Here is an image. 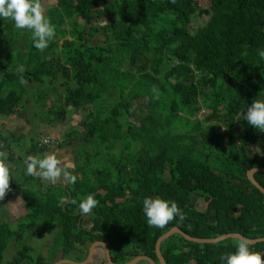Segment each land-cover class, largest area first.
<instances>
[{
    "label": "trees",
    "instance_id": "trees-1",
    "mask_svg": "<svg viewBox=\"0 0 264 264\" xmlns=\"http://www.w3.org/2000/svg\"><path fill=\"white\" fill-rule=\"evenodd\" d=\"M45 16L55 37L43 50L30 31L0 17V117L29 104L45 109L47 124L83 111L82 131L63 136L79 140L76 163L62 168L76 182H13L26 220L18 234L0 224V264L27 230L55 232L48 261L25 256L22 246L8 264H54L74 252L83 261L96 241L107 242L114 264L137 256L160 264L156 241L174 227L198 239L264 238V195L246 177L264 167V131L243 120L246 106L264 99V0H56ZM199 103L209 110L203 120ZM15 139L6 149L0 137V163H13ZM49 152L31 140L17 158L29 166ZM254 179L264 188V173ZM88 194L98 204L85 214L79 204ZM149 196L175 201L184 218L150 225ZM11 197L6 191L0 208ZM237 241L200 244L175 233L159 249L165 264H223ZM251 247L264 253V242Z\"/></svg>",
    "mask_w": 264,
    "mask_h": 264
},
{
    "label": "rangeland",
    "instance_id": "rangeland-1",
    "mask_svg": "<svg viewBox=\"0 0 264 264\" xmlns=\"http://www.w3.org/2000/svg\"><path fill=\"white\" fill-rule=\"evenodd\" d=\"M40 2L44 9V14L46 15L48 8L54 5L56 3V0H40ZM196 2L199 5L205 6L206 4L209 3V0H196ZM200 22L203 23L204 21H200ZM94 42L95 41H92V43ZM198 106L201 108V112L198 114L197 118L203 120L204 118L207 117V115H209V110L206 109L203 103H199ZM35 108L36 109H34L32 104H29L24 113L18 111L12 116L0 117V137H2L4 140V147L8 149L12 138L17 139L20 136L21 139L20 141H18V144L16 146H11L12 151H16V150L18 151L17 154H15L14 160H12L13 163L9 161H6L4 163L11 177V179L9 180L8 190L11 196L13 197H11V200H9L8 203L5 205L6 207L0 208V224L1 223L8 224L10 230L15 232V234H18V230L15 231V229L22 222L24 223V221L26 220V216H24L26 212L24 208V202L16 198V196H14L12 191H10L12 184L13 182L22 183V181H24L25 179L23 176H27V177L32 176L33 179L31 181L32 183L31 185L32 187L38 188L39 187L38 178L39 177L43 178V176L37 174L39 172L38 166H37V173L29 174L27 171L28 169L27 163H25L23 159L21 160L18 159L17 156L22 158V155L24 154L23 150L25 147L29 145L31 140L37 142V140L40 138L48 137L52 139L54 142H56L57 146L54 148H50L52 152L43 155V158H45L46 156L54 155L57 158V160L60 162L59 166L61 168L65 166L73 167L74 164L76 163L77 146L79 144V140L75 135H73L69 139H65L63 136L73 130H76L78 132L82 131L81 121L84 117L83 111H74L70 109L67 112V117L65 122L47 124L46 122L44 123L41 122V120L46 119L45 109L41 113L39 107L35 106ZM35 111L37 112L36 116L38 117H35L34 115ZM6 156H7L6 151L1 154V157H3L2 159H4ZM38 159L39 157H37L35 160ZM64 181H65V176H63L62 174L59 178L55 180L44 177L41 183L43 187H46V186H54L56 184H63ZM28 187L29 186H26L25 188ZM194 201L196 204L195 208L197 210L200 211L204 210L205 203L201 198L194 197ZM83 223L85 226H89L88 220L86 218H84ZM33 232L27 230L25 233H23L22 237H20L19 240H17L16 238H12L10 240L7 249L3 252L2 264H8V261H10V259L16 254V252L19 249H21L22 246L23 247L28 246L26 248L27 250H23L22 252L25 256L27 254L29 257L33 259H35V257L37 256H43L45 260L48 261L50 256L49 250L52 246V242L55 237V232L53 230L49 232L48 231L39 232V235L37 236H33ZM30 248L32 249V251L29 250ZM99 252L102 256L103 255L102 251L99 250ZM68 257H70V255H68Z\"/></svg>",
    "mask_w": 264,
    "mask_h": 264
},
{
    "label": "clouds",
    "instance_id": "clouds-1",
    "mask_svg": "<svg viewBox=\"0 0 264 264\" xmlns=\"http://www.w3.org/2000/svg\"><path fill=\"white\" fill-rule=\"evenodd\" d=\"M0 17L10 18L17 29L28 30L32 33L34 47L40 50L48 46L50 40L55 37V26L45 16L40 0H0ZM259 55L264 58V50H259ZM246 114L243 111L244 121L256 130L264 131V99L255 98L246 106ZM60 162L53 156H46L40 160H33L28 166V173L37 174L55 180L62 174L76 182V176L70 175L62 169ZM9 188V173L7 167L0 163V199ZM98 204L94 194H88L80 204L82 213H89ZM143 212L148 223L152 226L164 227L170 221L179 217L184 218V213L173 200L161 197H145L143 199ZM223 264H264V253L251 247V242L241 238L235 245V251L227 252L221 256Z\"/></svg>",
    "mask_w": 264,
    "mask_h": 264
},
{
    "label": "water",
    "instance_id": "water-1",
    "mask_svg": "<svg viewBox=\"0 0 264 264\" xmlns=\"http://www.w3.org/2000/svg\"><path fill=\"white\" fill-rule=\"evenodd\" d=\"M257 172H262L264 173V167L263 168H253L251 170H249L247 173H246V177L247 179L249 180V182L259 191L261 192L263 195H264V188L258 184L255 179H254V174L257 173ZM179 234L181 235L184 239H186L187 241L189 242H193V243H208V244H214V243H217V242H220L222 240H225V239H228V238H231V239H241V238H246L240 234H235V233H231V234H226V235H222L220 237H217V238H214V239H198V238H193V237H190L188 236L187 234L183 233L181 230H179L178 228L174 227V228H171L170 230H168L165 234H163L162 236H160L157 241H156V244H155V253L160 261V264H165L164 261H163V258L160 254V244L163 240L169 238L171 235L173 234ZM248 239V238H246ZM250 242H251V245L253 244H256L258 242H264V238H259V239H248ZM97 246H101L104 250V253H105V258H106V261H107V264H114L112 261H111V258H110V253H109V249H108V244L107 242H100V241H96L94 242L90 247H89V250H88V254H87V257L86 259L81 262V263H77V262H73V261H70V260H67V259H63L61 261H59L58 263L56 264H87L91 257H92V254H93V251L95 249V247ZM140 261H146L148 262V264H155L154 261L147 257V256H137L135 257L134 259L126 262V263H123V264H138Z\"/></svg>",
    "mask_w": 264,
    "mask_h": 264
},
{
    "label": "flooded vegetation",
    "instance_id": "flooded-vegetation-1",
    "mask_svg": "<svg viewBox=\"0 0 264 264\" xmlns=\"http://www.w3.org/2000/svg\"><path fill=\"white\" fill-rule=\"evenodd\" d=\"M91 246V245H90ZM89 250V249H88ZM99 250L100 251H102V256H101V254H100V252H99ZM74 253H76V252H74ZM110 253V252H109ZM87 254H88V252H87ZM99 255H100V257H99ZM111 258V257H110ZM65 259H67L68 260V258H65ZM86 259V258H85ZM84 259V260H85ZM61 260H63V259H57L55 262H54V264H56V263H58L59 261H61ZM83 260V261H84ZM71 261V260H70ZM83 261H77L78 263H81V262H83ZM95 262V263H94ZM107 264V261H106V258H105V253H104V250H103V248L101 247V246H97V247H95V249H94V251H93V254H92V257H91V259H90V261L87 263V264Z\"/></svg>",
    "mask_w": 264,
    "mask_h": 264
},
{
    "label": "built area",
    "instance_id": "built-area-1",
    "mask_svg": "<svg viewBox=\"0 0 264 264\" xmlns=\"http://www.w3.org/2000/svg\"><path fill=\"white\" fill-rule=\"evenodd\" d=\"M37 145L39 148H54L57 146V143L54 142L52 139L50 138H40L37 140Z\"/></svg>",
    "mask_w": 264,
    "mask_h": 264
},
{
    "label": "crops",
    "instance_id": "crops-1",
    "mask_svg": "<svg viewBox=\"0 0 264 264\" xmlns=\"http://www.w3.org/2000/svg\"><path fill=\"white\" fill-rule=\"evenodd\" d=\"M24 177V176H23ZM44 179V177L42 178L41 177V181ZM40 188L41 189H43V188H46V187H50V186H46V187H43L42 186V183L40 182ZM17 198V197H16ZM19 199V198H18ZM20 201H22L21 199H19ZM23 204V203H22ZM78 254L77 253H72L71 255H70V257H68V260H72V261H74V262H77V261H79V259H78V256H77ZM95 263V262H94ZM93 263V264H94Z\"/></svg>",
    "mask_w": 264,
    "mask_h": 264
}]
</instances>
